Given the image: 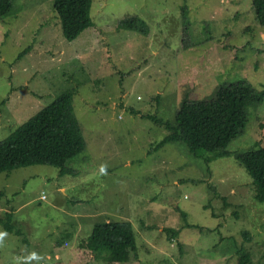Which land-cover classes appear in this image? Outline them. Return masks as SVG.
Returning a JSON list of instances; mask_svg holds the SVG:
<instances>
[{"label": "rangeland", "instance_id": "374dc122", "mask_svg": "<svg viewBox=\"0 0 264 264\" xmlns=\"http://www.w3.org/2000/svg\"><path fill=\"white\" fill-rule=\"evenodd\" d=\"M53 1L12 0L0 17V143L69 90L86 150L76 176L0 174V264H240L243 254L264 264V203L237 160L264 148V102L230 157L208 164L183 143L159 149L169 135L159 119L174 122L184 98L240 80L263 89L252 0H94L93 26L72 42ZM127 16L149 33L121 28ZM9 213L21 234L5 229ZM110 220L135 226L128 263L86 248L94 224Z\"/></svg>", "mask_w": 264, "mask_h": 264}, {"label": "trees", "instance_id": "16d2710c", "mask_svg": "<svg viewBox=\"0 0 264 264\" xmlns=\"http://www.w3.org/2000/svg\"><path fill=\"white\" fill-rule=\"evenodd\" d=\"M93 2L53 1L63 35L69 42L93 26ZM252 3L258 21L264 26V0H252ZM12 8V0H0V17L8 15ZM183 13H186L184 7ZM119 26L144 34L150 31L149 23L140 16L124 17ZM263 102L264 87L258 90L246 80L220 84L209 98L197 101L184 98L174 122L159 119L169 130L159 149L172 143H183L193 156L203 157L208 164L230 157L228 148L246 128L249 109ZM85 150L82 128L74 112V93L68 90L0 143V174L23 167L51 166L59 169V176H76L73 165L81 161L80 156ZM237 160L253 179L258 200L264 203V148L258 147ZM11 220L9 213L5 229L9 233L15 230L17 235L21 234ZM86 248L97 254L107 253L110 262L128 263L132 256H138L135 226L129 220L97 222ZM240 264H250V256L243 254Z\"/></svg>", "mask_w": 264, "mask_h": 264}, {"label": "built area", "instance_id": "2783aa9c", "mask_svg": "<svg viewBox=\"0 0 264 264\" xmlns=\"http://www.w3.org/2000/svg\"><path fill=\"white\" fill-rule=\"evenodd\" d=\"M43 198H45V197H43Z\"/></svg>", "mask_w": 264, "mask_h": 264}]
</instances>
